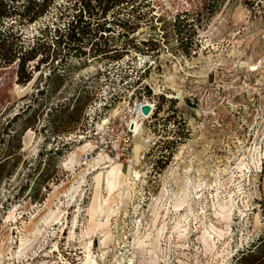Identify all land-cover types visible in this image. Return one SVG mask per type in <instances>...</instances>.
<instances>
[{"label":"rangeland","instance_id":"1","mask_svg":"<svg viewBox=\"0 0 264 264\" xmlns=\"http://www.w3.org/2000/svg\"><path fill=\"white\" fill-rule=\"evenodd\" d=\"M35 1L0 0V264H264V0Z\"/></svg>","mask_w":264,"mask_h":264},{"label":"bare ground","instance_id":"2","mask_svg":"<svg viewBox=\"0 0 264 264\" xmlns=\"http://www.w3.org/2000/svg\"><path fill=\"white\" fill-rule=\"evenodd\" d=\"M152 110V109H151ZM117 113H118V109L117 110H114V111H112L111 112V115H112V117L113 116H117ZM106 120H104L103 122V124H105L106 122H105ZM135 123H137L136 122V120L134 121ZM106 125H107V123H106ZM105 125V126H106ZM136 125H140V123L138 124H136ZM135 126V125H134ZM104 127V126H103ZM137 128V127H136ZM139 128V127H138ZM141 128V127H140ZM134 130V129H133ZM138 131V130H137ZM92 148V146H91V144H88V145H85V146H83V147H78V152L80 153V154H83V153H86V152H88V150L89 149H91ZM259 146L256 144V150L257 151H259ZM135 153H137L138 151H139V146H136L135 147ZM260 152V151H259ZM258 152V153H259ZM103 155H100L99 157H98V159L96 160V163H95V165H97V166H104L103 168H102V170H109V172H107V175H106V179H105V183H106V190H107V195H108V197H107V199L103 202V204L105 205V208H106V210H105V208L103 209L102 208V203H101V201L100 202H98V205H97V212H111L110 213V215H112V214H114L115 212H116V210H114V209H112L113 207H111V204L113 203V204H115V203H118V201H120V199H119V196H120V192L119 191H121L120 189H121V186H122V184H123V182H125L126 180H127V177H125L124 176V174L122 173V171H121V167L119 166V165H117V164H115L113 161H112V159L110 160V159H108L107 157H102ZM95 162V161H94ZM243 162V161H242ZM70 165H77V164H79V161L78 160H71L70 161V163H69ZM238 170H239V173L242 175L245 171H246V168L244 167V166H238ZM100 179H98L97 180V182L99 181ZM105 190V191H106ZM240 192V191H239ZM73 196V195H72ZM96 197V196H95ZM96 199V198H95ZM187 199V196H186V198L184 199V200H182V202L181 203H184L185 202V200ZM231 200V199H230ZM177 206H180V204H177L174 208H177ZM233 207H234V205L233 204H231V201H229V202H227V203H225V204H222V205H219V210H220V212H222V213H227V212H231L232 210H233ZM116 208H117V206H116ZM95 211V212H96ZM57 212H58V210H57ZM92 212H94V211H92ZM54 214H56V213H54ZM92 216H93V214H92ZM49 217V216H48ZM59 217H60V215L58 214H56V215H51L50 217H49V219H44L45 220V223H44V225L47 227V226H51L53 223H56L58 220H59ZM181 228V226L180 225H178L177 226V229H180ZM212 231L213 232H215V230L212 228ZM39 232V231H38ZM220 237V236H219ZM185 239H186V236L185 235H179L178 237H177V240H179V242H183V241H185ZM27 243H28V240L26 239V240H21L20 241V250H21V253L20 254H17V256H19V255H21V254H23L24 253V251H25V248H26V245H27ZM215 244V243H214ZM214 244H211V245H206V248H207V251L209 250H211V249H213L214 247H215V245ZM87 251H89V250H87ZM220 258V257H219ZM88 263L89 264H95L94 262H93V260H90L89 258H88Z\"/></svg>","mask_w":264,"mask_h":264},{"label":"trees","instance_id":"3","mask_svg":"<svg viewBox=\"0 0 264 264\" xmlns=\"http://www.w3.org/2000/svg\"><path fill=\"white\" fill-rule=\"evenodd\" d=\"M9 1L13 2V0H9ZM31 1L33 3L36 2L35 0H31ZM5 5L8 7V4H5ZM5 5L2 6L3 12H5V9H6ZM9 9H10V7H9ZM70 16H71V20L68 23H66V26L63 29L56 28L54 30L53 34L55 37V43H56L57 47H60L61 45H64V47H69L70 44H74V42L78 41V36L80 35V33L83 29L82 25L85 24V22L82 20V15H80V14H71ZM48 32H50V31L48 30ZM64 38L66 39V42L62 41V39H64ZM42 39H43V37H42ZM39 42H40V39L38 38L37 39V45ZM255 256L256 255H254V252L248 253L247 255H245L241 258V262L248 259V258L252 259Z\"/></svg>","mask_w":264,"mask_h":264},{"label":"water","instance_id":"4","mask_svg":"<svg viewBox=\"0 0 264 264\" xmlns=\"http://www.w3.org/2000/svg\"><path fill=\"white\" fill-rule=\"evenodd\" d=\"M143 109H145V116H147L150 113V109H146V108Z\"/></svg>","mask_w":264,"mask_h":264},{"label":"built area","instance_id":"5","mask_svg":"<svg viewBox=\"0 0 264 264\" xmlns=\"http://www.w3.org/2000/svg\"><path fill=\"white\" fill-rule=\"evenodd\" d=\"M142 105H143V104H142ZM142 105H140V106H142ZM152 109H153V107H152ZM150 111H152V110L150 109ZM129 130H130V132L133 131V129L131 130L130 127H129ZM131 133H133V132H131Z\"/></svg>","mask_w":264,"mask_h":264}]
</instances>
